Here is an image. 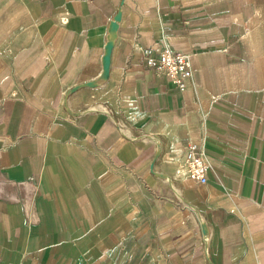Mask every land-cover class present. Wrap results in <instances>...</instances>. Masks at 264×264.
Masks as SVG:
<instances>
[{"label": "crops", "instance_id": "0c3cea01", "mask_svg": "<svg viewBox=\"0 0 264 264\" xmlns=\"http://www.w3.org/2000/svg\"><path fill=\"white\" fill-rule=\"evenodd\" d=\"M0 264H264V0H0Z\"/></svg>", "mask_w": 264, "mask_h": 264}, {"label": "built area", "instance_id": "2783aa9c", "mask_svg": "<svg viewBox=\"0 0 264 264\" xmlns=\"http://www.w3.org/2000/svg\"><path fill=\"white\" fill-rule=\"evenodd\" d=\"M145 59L148 68L165 76L180 91H185L192 77V69L187 55L164 48L156 55L151 49L145 50ZM186 166L190 180L199 184L208 181L209 165L202 150L197 144L189 143L186 148Z\"/></svg>", "mask_w": 264, "mask_h": 264}, {"label": "water", "instance_id": "95a60500", "mask_svg": "<svg viewBox=\"0 0 264 264\" xmlns=\"http://www.w3.org/2000/svg\"><path fill=\"white\" fill-rule=\"evenodd\" d=\"M116 22H117V19H115V22H114V24H113L112 31H113L114 28L116 27V25H115ZM113 32H114V31H113ZM113 36H114L113 33H111V37H110V39H109V45L112 44V42H113V39H114ZM206 236H207V232L205 231V237H206Z\"/></svg>", "mask_w": 264, "mask_h": 264}]
</instances>
